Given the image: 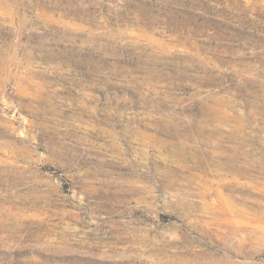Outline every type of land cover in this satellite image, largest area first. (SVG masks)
I'll list each match as a JSON object with an SVG mask.
<instances>
[{
  "label": "rangeland",
  "instance_id": "rangeland-1",
  "mask_svg": "<svg viewBox=\"0 0 264 264\" xmlns=\"http://www.w3.org/2000/svg\"><path fill=\"white\" fill-rule=\"evenodd\" d=\"M0 264H264V0H0Z\"/></svg>",
  "mask_w": 264,
  "mask_h": 264
}]
</instances>
